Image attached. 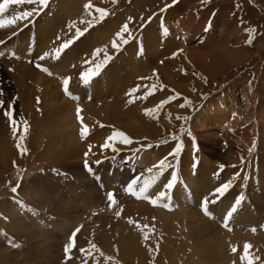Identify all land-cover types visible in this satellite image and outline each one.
<instances>
[{
	"label": "bare ground",
	"instance_id": "6f19581e",
	"mask_svg": "<svg viewBox=\"0 0 264 264\" xmlns=\"http://www.w3.org/2000/svg\"><path fill=\"white\" fill-rule=\"evenodd\" d=\"M79 1L81 3L85 0H61L59 4L56 1L55 9H46L42 13L41 11L44 8L41 10L38 4L25 3L22 5H9L8 10L5 13L0 14V19L8 20L19 12L33 11L34 9L39 11L38 15L34 11V14L29 17L30 19L19 20L14 25L0 28V41L3 42L0 43V64L2 69V63L3 61L5 62V65L3 66L5 72L8 71V68L6 67L13 68L8 76L13 80L10 85H13V88L17 89L15 90V97L21 106L23 115H27L26 110L29 108L31 101L36 100L40 93H43V96H47L48 101L47 99L46 101L48 103H46L49 106L44 112L47 118L43 122V125L36 126V124H33L34 127L39 128L31 130L29 134L23 133V139H20V132H17L15 135L13 134L10 122L7 118L5 124L2 118H0L2 124V126H0V170L4 173H10V177L0 184V194L2 193L5 194V196L7 195V197H10L5 189L10 188V184H7L9 180L22 175L25 176L24 180H26H21L18 188L20 192H24L26 195L22 194L21 197L14 200H11V198L3 199V203L0 204V264H88L87 262L105 264L103 261L109 258H111L110 264H128L129 262L134 263L133 261L135 260H139L141 263L146 264V259L143 256V252L146 249L145 243H143L144 233H148V229L154 227L158 236L165 242H172L174 244L179 239V236H181V238L183 237L185 242L188 243L189 238L181 231V228L186 223L187 219L191 221L190 227L196 229L194 231L195 234L206 235L202 241H197L201 246L196 250L194 255H192L194 259H192L190 263L187 260V263L189 264H247L246 261L241 260V255L244 254L245 243L251 246L249 248L250 253H253V255L254 253L256 255L263 254L264 257V229L259 225L260 222L264 221V152L263 156H259L257 170H254L251 175H247L246 179L248 186H253L255 188L259 186L258 191L260 194L256 197V208L252 210L249 201H246L244 197L243 202L238 206L237 212L234 213L232 218L228 221V227H224V217L232 206L234 198L230 195H224L223 197H220L216 203H210L208 208L211 215L206 216L201 211L202 209L199 203L200 199H198V197L200 198L198 192L202 191L205 193V190L201 188L196 191V189L199 188L200 183H202L208 191L212 189L215 190L217 185L216 183L214 184L215 180H210L208 177V179H205L206 177L201 176L200 173H198L196 178H191L190 176L189 179V177H185L190 189L193 191L192 193L189 192V190L185 191L183 189V180H180L173 189V191H176V200L174 198L170 203H162L163 201L161 200L157 205H153L147 199L136 198V201H128L125 199V195H123V198L117 195V197L115 196L116 204H114L110 210L107 211L106 208L103 207L108 201L106 198L107 193L105 194L101 190L102 184L105 185L107 183V186L114 184L113 179L119 174L118 171L115 172L113 170L112 175L109 176L105 170L101 171L100 168L98 169L100 164V167H102V158L112 155V153L121 147V145L116 144H111V147L108 148L102 147L106 138L114 132L112 129L120 126L118 123L122 122H119L118 117H120L123 112L121 111L118 102H116L117 99L115 100V97L119 94L112 93L111 97L113 104L109 102V105L112 107L110 111L112 112L114 125L110 124L111 121L106 123L108 125L107 128H110L109 132H107V128L98 130L97 126L100 125L101 120L96 114L95 106H92L91 104L100 101L101 97L104 98V96H101V94H95L97 100H91L89 102L84 98L86 89H84L83 86L85 87V85L80 83L82 82L80 78H72L73 75L80 74V70H82L76 68L78 65L77 61L75 62L77 64L75 65L76 69L74 70V73L68 72V75L71 78L68 84V89L73 96L78 97V100H73L69 96H66L63 90L62 79L68 77L64 70L66 71L67 66H70L73 63V57H77L74 53V46H71L70 49H67L62 54V59H58L59 62L57 61L55 64L46 66L51 72V75L42 71L41 68L37 69L35 67L37 70H34L30 66H33V64L29 63L30 60L39 62V57L45 52L49 53V56L47 57L48 59L54 56V47H52L53 45L51 46V40L57 39L56 33L59 30V25H61L59 23H64V21L60 20L61 16L65 14L73 16L75 12L77 14L76 16L87 13L85 8H82V6H84L82 3V5L79 6ZM0 2H2V0H0ZM63 8L67 9L63 11ZM184 10H186L185 5L183 7L174 6V8L169 9L167 15L169 23L168 28L171 26L170 30L173 31L172 27L176 26V29H174L175 34L171 33V36H176L177 34L180 36L182 35L181 42H179L181 48V55L179 56L186 58V60L189 59L201 62L204 67H207L208 73H214L216 68L218 69L219 64L221 65V68L218 69V72H223L228 66L227 62H231L233 65V63H238V61H243L247 58L244 53L246 54L248 49H245V47L243 48V46L247 45L245 37L243 36L244 38L241 39V41L243 40V43H240V40L232 41L233 37H231V34L235 35L236 29H241L240 26L230 27L233 24L229 23V26H227L222 20L223 22L221 21V23L217 24V28H219L220 31L217 30V33H215L214 30L209 31L207 28L204 29L194 25V19L191 16L183 17L182 13ZM49 13L52 14L51 17L48 16ZM29 20L33 23L34 28L27 24ZM110 25H113V22H108L109 27ZM68 28L70 29L68 32H72L73 27H70L69 25ZM64 29H66V27ZM18 31L20 32L17 34ZM65 31L64 33L66 34ZM201 31H205V36L202 37V40H199L200 42L194 47H188L190 44L188 45L187 43L190 40H193V38L195 39L196 36L201 35V33H199ZM14 33L15 35H13ZM32 34L34 35L32 36ZM104 34H106V32L102 35ZM153 35L154 34H148V37L146 36L147 48L151 50L152 53L149 54L150 56L153 55L150 60L146 59V62H148L150 66H154L153 68L155 69V75L150 73L151 75L148 78V80H150L149 91H151L152 94H148L147 100L141 102V104L146 102H158L157 99H151V97L154 96V91L151 88L152 85L163 87V90H167L171 83L174 84L175 81H184L187 79L186 75V77L182 75L179 78L180 80L174 78V71L172 72L171 67L166 64L167 60L163 59V55L169 53L170 50L175 47L176 42H170L172 43L170 44V48H168L165 53L162 52V55L157 58L156 53H153L154 45L151 42ZM190 35L192 37H190ZM96 36H99V34ZM222 38H224L223 42L226 44L222 43ZM107 40L109 41L108 36L104 38L102 42H105L106 45V43L108 44ZM32 41H34L33 45L31 44ZM94 45L96 46V44ZM186 47H188V49ZM98 48L99 47L96 49ZM134 49L136 50V48ZM125 50L130 51L127 57H136L137 53L133 54V48H130V46H127V49ZM229 50L232 51V54H230ZM123 54L125 55V53ZM174 57L176 59L178 58L176 56ZM175 58L171 59V61L175 60ZM190 63H192V61ZM132 66H134V64ZM132 71L133 70H131V72ZM102 77L100 76V78ZM117 79L115 80L116 83L118 82ZM76 81H78V83ZM156 81L159 83H156ZM188 86H186V88ZM178 87L182 88L180 82ZM0 95H2L1 97L4 104L3 106H0V112L4 115V112L8 111L9 106H12L14 102L12 96L4 94V88L2 85H0ZM241 95H244L243 91H241ZM213 97L214 96L208 98V102L202 105L195 117L191 119V127L201 129L202 127H208L209 124L211 126H215L216 124V126L219 125L224 128L226 133L227 131H230V134L235 128V122L240 121L239 124L244 125V127L243 130L240 128H238V130L243 131V134L245 135L250 123H253V126H255L254 135H256V137L258 136V138L264 142V121L261 118V103H257V105L253 107V102H250L247 99L246 104L248 108L242 111L243 109L238 110L239 108L237 109L235 107L236 102L234 103V98L229 97V99L233 100L229 101V104L226 100L227 97H224L222 94L219 95V99L217 98L215 100ZM108 98H110V96ZM223 102H225V105ZM258 105V109L254 110ZM77 106L82 109L81 115L83 123L88 128L86 138L84 139L80 136L81 123L76 118ZM99 106L100 105H98V108ZM133 109H136V106ZM249 109H252L250 110L251 112H249ZM228 115L230 117H228ZM134 116L137 117V115ZM134 120L136 121V119ZM128 128L131 129L130 126H128ZM50 134H53V138L48 142L47 138L50 137ZM232 135L235 136L233 133ZM226 137L227 136H225V138ZM94 138L95 141L92 142L91 139ZM116 139L117 137L111 143L115 142ZM235 139H239L238 136ZM248 139H240L237 142L243 143L247 146L249 141L247 143L244 142ZM17 143L21 145L22 150L16 147ZM112 145H114V147ZM89 146H91V150L89 149ZM163 147L165 146L162 145L160 147L159 145L153 150H143L135 158L136 165L133 163L130 165L134 167L140 166L145 168V170L154 168L153 166L158 164V161L162 158L161 155L164 153L162 151ZM113 149L116 150L113 151ZM50 151L58 152L62 155L67 154L68 158H65L66 161L64 166L69 168V175L63 177L60 176V179L57 180L38 176L36 170L42 162L43 153ZM166 152L168 151H166L165 148V153ZM85 153H88L86 157ZM225 154V159L230 162L231 153ZM83 155L84 159L87 161H85L84 166L82 164ZM72 157L76 159L74 162L71 161ZM22 159L25 162V166L20 167L22 164L19 163L22 162ZM206 160H204V162L207 163ZM236 160L237 159L235 158L234 161ZM259 165L261 166L259 167ZM86 168L90 169L93 173L89 170L87 172ZM12 169H15L13 173ZM33 173L35 174L33 175ZM122 174H124L125 177H128L126 173L120 172L121 176ZM95 176H98L97 180L102 184L92 179ZM203 181L205 183H203ZM2 185H6V187H1ZM237 186L241 189L242 193L248 191V188L244 189L243 186ZM160 190H163V188H159V191ZM147 195L151 198L156 197V195L154 197V194L151 193L150 190ZM234 195H236V193ZM120 199L123 200V203L127 202L128 205L133 203L135 218L129 211L126 214H129L130 216L125 217L124 214L121 217L115 216L118 207H124V205L120 204ZM20 202H22V204ZM136 204L141 213V215H139V221L137 220ZM164 204L170 205L164 207ZM156 208L158 210H155ZM156 213H158V215ZM107 217H111V219L106 220ZM129 218L134 221L133 224L128 223ZM136 223H139L140 225H148L149 227L143 229L137 228ZM111 224H114L113 227ZM80 226L82 227L77 233V238L74 243L75 246L69 251L67 257H62V252L65 246L69 243L72 231ZM253 229H255V231H253ZM7 233L9 236H7ZM33 237H36L37 240V245H34L33 247L40 246L42 248L41 258L38 262L33 261V254L30 253V251H24L18 248L21 246L22 240L29 239L30 241ZM81 237H84L83 242H81ZM98 241L100 246L98 245ZM93 243L97 246L99 251L92 249L91 245ZM233 248H236L237 251L233 252ZM81 249L84 251H81ZM151 250L152 248L148 251ZM20 253L25 256H20ZM238 253L241 255H238ZM186 259L187 258L184 259V262ZM173 260L174 259L171 260L170 264L174 262ZM31 261L36 263H32Z\"/></svg>",
	"mask_w": 264,
	"mask_h": 264
},
{
	"label": "rangeland",
	"instance_id": "374dc122",
	"mask_svg": "<svg viewBox=\"0 0 264 264\" xmlns=\"http://www.w3.org/2000/svg\"><path fill=\"white\" fill-rule=\"evenodd\" d=\"M56 1L59 4L61 0H49L48 6L45 7L41 11V13L46 9H52V10L55 9ZM111 1L112 0L110 1L108 0V2L107 0H85L81 2L83 5L87 3L92 4L93 14H95L94 13L95 7H99V8L107 9L109 15L106 17V19L103 22L96 24L88 32H86L84 36H82L79 40L75 41V43L72 46L75 47L74 53L78 58L73 57L74 60L72 61L73 63L70 66H67L66 71L64 70L65 74H67V76L69 77L68 72L74 73V70L76 68L78 70L82 69L80 70L81 73L82 71H86L88 67L94 66L93 64H84L83 62L85 60H92L93 50L96 49L97 47H99V49H106L108 54L111 56L110 61L104 66V68L101 70V73L92 79V83L90 82L89 85H85V87L83 86V88L86 89L84 98H86V100L89 102L91 100L96 101L97 100L96 95L98 94L104 96V98L101 97L100 101L96 102L97 104L96 103L91 104L92 106H95L96 114L101 120V123L99 126H97V129L102 130L107 128L108 125L106 123H109L110 121H111L110 124L114 125V120L112 119L113 118L112 112L110 111L112 107L109 104L110 103L113 104L111 97L112 93L114 94L118 93L119 95L115 97V100L117 99L116 102H118V105L121 107V111L123 112L120 115V117H118L119 122L120 121L122 122L118 123L120 126H117L115 129H112V131L114 132L122 131L124 133L126 132L125 134L131 139L132 143L130 144L120 143V138L117 137L116 141L111 144L121 145V147L118 148V150H116L114 153H112V155H109L101 159L102 167H100L101 165L100 164L98 169L100 168L101 171L105 170V172L109 176L112 175L113 170L115 172L118 171L119 174H117L116 178L113 179L114 184L107 186L106 183L104 185L99 180H97L98 176H95L92 179L102 184L101 190L103 191V193L106 194L107 192H109L108 191L109 189L110 190L114 189L116 192L114 193V198L115 196L117 197V195L123 198V195H125V199H127L128 201H136L135 197L131 196L130 194L124 191L127 182H129L133 178L140 177V183H143V181L145 179H148L149 175L151 174L148 173V171L145 170V168L143 167L140 166L134 167L131 166L130 164L133 163L134 165H136L135 158L143 150H153L154 148H157L159 145L160 147L164 145L165 147L162 148V151L164 153L161 155L162 156L161 159L167 157L168 163L173 165V167L168 168L165 172V175L161 177V180L156 185H154L152 188L149 189L150 192L154 194V197L159 192V188H163V184L167 182V178L170 176V173L173 170L176 171L177 173L178 181L180 182V180H183V189L185 191L189 190V192L191 193L193 191L190 189V186L187 183L186 178L189 177L190 179V176L191 178L192 177L196 178L198 173H200L201 176L206 177L205 179L209 178L210 180L211 179L215 180L214 184L216 183L217 187L222 186L224 183H230L231 187L224 195L227 196L230 195L231 197H233L234 198L233 202L238 196L243 195L246 201L247 200L249 201L252 210L255 209L257 203L256 197L259 196L260 194V192L258 191L259 186H257L256 188L253 186L252 187L248 186L246 179H247V175H251L254 172V170L256 171L258 168L259 156L260 155L263 156V152H264V142L261 141L258 138V136L256 137V135H254L255 126H253V123H250L249 128H247L244 135L243 131L238 130V128L243 130L244 127V125L239 124L240 121L235 122V128L230 134H229L230 131L229 132L227 131L226 133V130L224 128L220 127L219 125L216 126V124L215 126L213 125L211 126L209 124L208 127L195 129L190 126V121L192 118L195 117L197 112L200 110L201 106L204 105L206 102H208V98L214 96L213 98L216 100L221 94L224 95V97H227L226 100L228 101L229 104H230L229 101L234 100V103L236 102L235 107L237 109L239 108L238 110L243 109L242 111L248 108L246 104L247 99L250 102L251 101L253 102V107H255L257 103H261L260 104L262 105L261 118L264 121V47H263L264 0H191V1L177 0L176 3H173V0H116V3H113ZM81 3L80 5L79 4L78 5L81 6L82 5ZM184 5L186 6V10H184L182 13L183 17L191 16L194 19L193 20L194 25L198 27H202L204 29L207 28L209 31L214 30V32L217 33V30L220 31V29L217 28V24L221 23L222 20L226 23L227 26H229V23L233 24L230 27L240 26L241 27L240 30L234 28L236 29V32L235 35L231 34V37H233L232 41L240 40V43L241 42L243 43V40L241 41V39L245 37V40H247L246 42L247 45L243 46V48L245 47V49H248V52L246 54L244 53V55L247 58L243 61H238V63L235 64L232 62L233 65L231 64V62H227L228 66L225 68L223 72H218L219 71L218 69L221 68V65L218 62L219 64L218 69L216 68L214 73L212 72L208 73L207 67H204L201 64V62H198L196 60H189V59L186 60V58H182V56H179L181 55V48L179 42H181L182 35L180 36L179 34H177L176 36L174 35L171 36L172 34H175L174 29H176V26L172 27L173 31L170 30L171 26L168 28L169 23L167 20V15L170 8L172 9L174 8V6L183 7ZM82 8H84V6H82ZM66 9L67 8H63V11H65ZM76 15L77 14L75 12L73 16L68 14L61 16L60 20L64 21V23H59L61 25H59L60 28L58 27L59 30L56 33V38L59 36L60 39L59 40L55 39V41H53V39L51 40V46L53 45L52 47H54L53 49L57 48L59 44L62 43L68 37L72 38L74 36L76 28L86 27L85 24L80 23L82 20L91 19L88 13H85L84 15H79L80 17ZM48 16L51 17L52 14L49 13ZM130 17H131V22H129ZM150 17H151V21L149 22ZM28 22L27 24H29V26L34 28L33 23L31 21L29 23ZM108 22H113V25H110L109 27ZM125 23L129 24V33L126 34V38L128 42L121 43L119 50L112 49L111 42L114 39V34ZM69 25H74L72 32L71 31L68 32V30H70L68 28ZM65 27L66 29H64ZM165 28L167 29L166 33L164 31ZM64 31L66 32V34L64 33ZM19 32L20 31H18L17 34ZM96 32L97 34H99V36H96L97 35ZM104 32H106V34L102 35ZM199 33H201V35L196 36L195 39L193 38V40H190L187 43L188 45L190 44L189 46L187 45L188 47H194L196 44H198V42H200L199 40H202V37L205 36V31H201ZM148 34L150 35L154 34L151 42L154 45L153 53H156L157 58H159L160 55H162V52L165 53V51L168 48H170V44L176 42L175 47L172 50H170L169 53H167L168 55L166 53H165L166 56L165 54L163 55L164 56L163 59L167 60L166 64H168V66L171 67L172 72L174 71L173 73V76H175L174 78L176 79L178 78V80H180L179 78L182 75L183 76L186 75L187 79L184 80L185 82L175 81L174 84L171 83V85L168 86L167 90H163V87L156 86L153 92L154 96L151 97V99H157L158 102L154 101L155 103L146 102L141 104V102L147 100V98L144 97H147L150 89L149 88L150 80H148V78L151 74L153 75L155 73V69L153 68L154 66H150L149 63L146 62L147 61L146 59L150 60L151 57L153 56V55L150 56V54H152L151 50L147 48L146 41ZM33 35L34 34H32V36ZM107 36L109 41L107 40L108 44L106 43L105 45V42H102V40H104V38H106ZM190 37L192 36L190 35ZM98 40L100 41V43ZM223 40L224 38L221 39L222 43L226 44L225 42H223ZM249 40H251V43L248 42ZM31 44L33 45L34 41H32ZM94 44H96V46ZM127 46L133 48L132 53L133 54L137 53L136 57H130V56L127 57V55L130 52L129 50L127 51L125 50L127 49ZM188 47L186 48L188 49ZM134 48H136V50ZM146 49L148 50V52ZM231 52L232 51H230V54H232ZM123 53H125V55ZM174 53L176 55H173ZM174 56L178 58L176 59ZM173 57L175 58V60L171 61V59H174ZM102 58H103V52H101V54L96 58V62H99ZM61 59H62V55L60 56L59 60ZM57 61L58 59H53V58L48 59L46 57L43 61L40 60L39 62H35L30 60L29 63H32L33 66L32 65L30 66L34 70H37L38 64L41 65L42 67H46L51 64H55ZM76 61L78 65L75 68V65L77 64L75 63ZM191 61L192 63H190ZM2 64L4 66L5 62L3 61ZM133 64L134 66H132ZM3 66L1 69V64H0V81H1L0 85H2V87L4 88L5 95L12 96L14 104L10 106V110L13 113L14 119L18 123L27 122L28 128L27 131L24 133L29 134L31 130L39 128V127H34L33 124H36V126H41L43 125V122L46 120L47 116L44 114V112L46 108H49V106L47 105L48 98L46 95L43 96V93H40L39 97L36 100L31 101L29 108L26 110L27 115L26 114L23 115L21 106L18 103L17 98L15 97V90L17 89L13 88V85H10V83L13 82V80L9 78L10 76H8V74L11 73L10 71H12L13 68L6 67L8 68V71L5 72V68H3ZM131 70L133 71L131 72ZM134 71L136 72V74ZM100 76L101 77L103 76L104 78L103 77L100 78ZM72 78L74 79L80 78V74L73 75ZM115 78L116 79L118 78L117 83L115 82L116 80ZM76 82L78 83V81ZM179 82L182 84V88L178 87ZM156 83L159 82L156 81ZM186 86L188 87L186 88ZM133 88H138L139 91L136 92L135 94L129 95V93ZM241 91L244 92L245 96L241 95ZM175 93H179V96L171 100L169 103H165L164 106L160 109V111L156 113L155 117L148 116L145 114L144 111L145 109H151L154 105L156 106L161 101L167 100L170 96H173ZM1 96L2 95H0V101H2ZM109 96L110 98H108ZM229 97L234 99L233 100L229 99ZM130 100L134 104L132 102H129ZM185 100L190 102V106L183 108L180 107L181 104L185 103ZM223 104L225 105V102H223ZM98 105H100L99 108ZM135 106L136 109H133L135 108ZM258 107L259 105L254 110H257ZM250 110L252 109H249V112H251ZM134 115H137V117ZM177 116L189 117V119L177 120L176 119ZM228 117L230 116L228 115ZM0 118H2L4 124L7 122L6 117L1 112H0ZM133 118L136 119L137 122ZM0 126H2L1 122H0ZM128 126H130L131 129L128 128ZM20 128L22 131L23 130L22 123H20ZM109 129L110 128H107V132H109ZM189 132L191 133V136L188 135ZM232 133L235 134V136L232 135ZM174 136L177 139H173ZM225 136L227 137L225 138ZM237 136L239 139H235ZM247 137L248 138L250 137L251 139L250 138L248 139ZM52 138H53V134H50V137L47 138V141L50 142ZM240 139H248L244 143H247L249 141V144L245 146L243 143L240 142L238 143L237 141H239ZM91 141L94 142L95 138L91 139ZM254 142H255V148L250 152L249 149L252 148ZM177 143H181L183 147L180 156L178 158H174L172 155H170V153L173 151ZM147 145H151V147H147ZM112 146L114 147V145ZM165 148L166 151H168L166 153H165ZM205 150L208 152V154ZM225 153H231L230 162H228L225 159V155H226ZM65 158L66 159L68 158L67 154L62 155L58 152H52V151L44 152L42 156V162L38 166L36 173L38 174L39 177H46L51 180H57L60 179L59 178L60 176L63 177L69 175V170H68L69 168L64 166V163L66 161ZM235 158L237 159L236 160L237 162L234 161ZM75 160L76 159L74 157L71 158L72 162H74ZM204 160H206L207 163L204 162ZM85 161L86 160L84 159V155H83V161H82L83 166ZM194 163H195V167H193ZM19 164H22V166L20 165V167L25 166L24 160L22 159V162ZM221 165L225 166L222 170L220 168ZM260 166L261 165H259V167ZM14 170L15 169H12V173L14 172ZM88 170L89 169L86 168L87 172ZM156 170L157 169L153 168V173ZM120 172L126 173L128 177H125L124 174H122L121 176ZM34 174L35 173H33V175ZM228 175H230L231 177ZM9 177H10L9 172L4 173L2 170H0V184L5 182L6 179ZM24 178L25 176L22 175L20 177L17 176L14 179L8 181L7 184H10V188H5V189L6 192L10 195V197H7V195L5 196V194L1 193L0 204L3 203V199L5 200L6 198L9 199L11 198V200H14L21 197L22 194L26 195L24 192H20L18 190L20 184L19 182L21 180H24ZM203 183L205 182L203 181ZM17 185H18L17 191L16 193H13L11 191V188L16 187ZM237 185L243 186L244 189L248 188V191L242 193L241 189H239ZM1 187H6V185L5 186L2 185ZM201 188L205 190V193H203L202 191L198 192V194L200 195V198L198 197V199H200L199 200L200 207H201V202L202 200H204L205 197L209 198L210 200L215 199V196H213L214 189L208 191V189H206L202 185V183H200L199 188L196 189V191L200 190ZM235 193L236 195H234ZM263 197H264V193H263ZM174 198L176 200V191L172 190L171 193H169L168 198L161 200L163 201L162 203H170ZM122 201L123 200L120 199L119 202L120 204L124 205V207H118V210L116 211H121V216L124 214L125 217L130 216L129 214L128 215L126 214L129 211L132 213V216L135 218L134 206L132 205L133 203L128 205L127 202L123 203ZM108 204L109 202H106V204L103 206L104 208H106L107 211L110 210ZM155 210L158 209L156 208ZM136 214H137V220L139 221V215H141V213L138 210V205L136 206ZM142 214L144 215L143 212ZM156 214L158 215V213ZM110 219L111 217L110 218L107 217L106 220H110ZM263 219H264V215H263ZM114 224H111V226L113 227ZM259 225L262 226L264 229V221L260 222ZM190 226H191V221L187 219L186 223L181 228L183 234H185L189 238L188 243H186L183 237L181 238V236H179V239L174 244L172 242H165L161 240L162 238L158 236V234L156 233V229L154 227L148 229V239L144 238L143 240V243H145L146 246V249L143 252V256L146 259V264H170L172 259H174L173 260L174 262H172V264H186L187 260L190 263L191 260L194 259L192 255H194L196 250L199 249L201 246L200 244L197 243V241H202L206 236V235L195 234L194 231L196 229ZM7 236H9L8 233ZM76 238L77 235L75 237V240ZM83 238L82 237L80 238L82 240L81 242L84 241ZM34 245H37L36 237L31 238L30 241L29 239L24 241L22 240V244L18 248H20V250L30 251V253L33 254L32 255L33 261L38 262L39 259L41 258L42 248L40 246L33 247ZM98 245L100 246L99 241H98ZM150 248H152V250L148 251ZM62 253H65V251L63 250ZM19 255L25 256L22 253H20ZM238 255L241 254L238 253ZM249 255L250 258L254 257L253 258L254 264H264L263 254L256 255L254 253L253 255V253L249 252ZM62 257H66V256L62 255ZM257 257L258 259H256ZM185 258H187L185 260L186 263L184 262ZM36 262H32V263H36ZM103 262H105V264L107 263L110 264L111 260L106 259ZM133 262L135 264H143L139 260H135ZM87 263L94 264L93 262L91 263L87 262ZM134 263L129 262L128 264H134Z\"/></svg>",
	"mask_w": 264,
	"mask_h": 264
},
{
	"label": "snow or ice",
	"instance_id": "6c2138e0",
	"mask_svg": "<svg viewBox=\"0 0 264 264\" xmlns=\"http://www.w3.org/2000/svg\"><path fill=\"white\" fill-rule=\"evenodd\" d=\"M112 2L116 3V0H112ZM176 2H177V0H173V3H176ZM25 3H27V4H38L40 6V9L42 10L43 8L48 6L49 0H2V2H0V14L5 13L8 10L9 5H22ZM84 8H85V11L91 17V19L82 20L80 23L85 24L86 27L76 28L74 36L72 38L65 39L62 43L59 44V46L57 48H55L53 50L55 53V55L52 57L53 59H59L60 56L75 43L76 40H79L82 36L85 35L86 32H88L96 24L103 22L106 19V17L109 15L107 9L99 8V7H96L94 9L95 14H93V11H92L93 5L90 3L85 4ZM34 11L37 15L39 14V11H36L34 9L33 11L19 12V13L13 15L12 18L8 19V20L0 19V28H4L5 26H8V25H14L19 20L27 19L34 14ZM162 11H163V9H162ZM150 21H151V17L149 18V22ZM129 22H131V17L129 18ZM70 27H74V25H70ZM164 31L166 33L167 29L165 28ZM128 33H129V24L125 23L114 34V39L111 42L112 49L119 50L121 43H127L128 40L126 38V34H128ZM13 35H15V33ZM57 39L59 40L60 37L58 36ZM248 42L251 43V40H249ZM0 43H3V42L0 41ZM101 52H103V58L99 62H96V58L101 54ZM173 55H175V53ZM48 56H49V53L45 52L39 57V59L41 61H43ZM110 59H111V56L108 54L106 49H99V48L94 49L93 53H92V60H85L83 62L84 64H93L94 66L88 67L86 71H82L80 73V80L82 81V83L84 85H89L90 82L92 81V79L101 73V70L110 61ZM37 67L41 68L42 71H45L49 75H51V72L49 71L48 68L42 67L39 64L37 65ZM154 75H155V73H154ZM70 79H71L70 77H66V78L62 79L64 93L66 96H69L71 99L78 100V97L73 96L72 93L68 89V84H69ZM151 88L154 91L156 88V85H152ZM138 91H139L138 88H133L131 90V92L129 93V95L135 94ZM148 94L151 95L152 92L149 91ZM177 96H179V93H175L173 96H170L165 101H161L158 105L154 106L151 109H145L144 110L145 114L152 116V117H155L156 113H158L160 111V109L164 106L165 103H169L171 100L175 99ZM144 98H147V97H144ZM129 102H132V101L130 100ZM0 106H3V101H0ZM188 106H190V102L187 100H185V103L180 105V107H182V108L188 107ZM81 113H82V109L79 106H77L76 118L81 123L80 136L82 139H84V138H86V133L88 132V128L83 123V118H82ZM4 115L10 122L11 130H12L13 134L15 135L17 132H20V139H23V133L26 132L27 128H28L27 122H20L23 124V130L21 131L20 123H18L14 119L13 113L10 110V106H9V110L4 112ZM176 119L177 120H187V119H189V117L177 116ZM188 135L191 136V133L189 132ZM116 137L120 138V143H123V144L132 143L131 139L124 132L115 131L110 136H108L106 138L105 143L102 145V147H104V148L111 147V142ZM173 139H177V138L174 136ZM16 147L18 149L22 150L21 145L19 143H17ZM147 147H151V145H147ZM182 147H183V145L181 143H177L175 145V148L173 149V151L170 153V155H172L174 158H178L180 156L181 151H182ZM254 148H255V142L253 143V146H252V148L249 149V151L251 152ZM89 149L91 150V146H89ZM115 150L116 149H113V151H115ZM87 155H88V153H85V156H87ZM153 167L157 170L153 173V168H149L147 171L151 175H149L148 179H145L143 181V183H140V177L133 178L129 182H127L126 187L124 188V191L126 193L130 194L131 196L137 198V199H147L150 201L151 204L157 205V203L161 199H165V198L169 197V193H171V191L174 189V187L177 185V183L179 181H178L176 171L173 170L170 173V176L167 178V182L163 184V190L159 191L155 198H151L150 196L147 195V193L149 192V189L152 188L154 185H156L161 180V177H163L165 175L166 170L168 168H172L173 165L169 164L167 157H165V158L159 160L158 164L154 165ZM193 167H195V163L193 164ZM224 167H225L224 165H221L220 166L221 170ZM89 171H91V170L89 169ZM237 175H239V174H237ZM230 187H231L230 183H224L222 186L217 187L214 190L213 196H215V199L210 200L209 198L205 197L204 200H202L201 209H202V212L206 216L211 215L210 210L208 208V205L210 203L211 204L216 203V201L219 199V197L223 196L228 191V189ZM17 188H18V185L16 187H12L11 191L13 193H16ZM106 198H107V201L109 202L108 207H109V209H111L112 206L116 203V200L114 198V193L113 192H107ZM243 200H244L243 195H240L235 199L232 206L230 207V209L228 210V212L226 213V215L224 217V227H228V221L232 218L233 214L237 212L238 206L241 205ZM20 203L22 204V202H20ZM163 206L168 207L169 205L164 204ZM115 215H116V217H120L121 211H116ZM128 223L133 224L134 221L131 218H129ZM81 227L82 226L77 227L72 232L69 243L64 248L66 255L75 246L74 245V238L76 237L77 233L81 230ZM136 227L143 229V228H148L149 226L148 225H140L139 223H136ZM253 231H255V229H253ZM144 238L148 239V233L147 232L144 233ZM91 247H92V249L99 251V249L97 248V246L94 243L91 245ZM250 247L251 246L249 244L245 243L244 255L241 256V260L246 261L247 264H254L253 258H250V256H249V248ZM81 251H84V250L81 249ZM232 251L236 252L237 249L233 248ZM109 259H111V258H109ZM256 259H258V257Z\"/></svg>",
	"mask_w": 264,
	"mask_h": 264
}]
</instances>
